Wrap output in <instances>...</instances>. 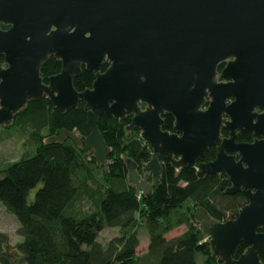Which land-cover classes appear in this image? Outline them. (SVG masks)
<instances>
[{
	"label": "water",
	"instance_id": "95a60500",
	"mask_svg": "<svg viewBox=\"0 0 264 264\" xmlns=\"http://www.w3.org/2000/svg\"><path fill=\"white\" fill-rule=\"evenodd\" d=\"M0 54L9 64L0 69V124L11 126L30 100L46 96L65 114L83 99L90 133L62 129L53 140L84 146L102 168L111 148L99 118L132 116L129 130L138 128L152 150L145 178L126 159L137 195L152 194L169 157L180 168L225 173L232 183L226 193L242 191L248 203L233 220L218 221L203 207L195 219L213 258L260 264L264 140L237 143L236 132L241 127L264 135V116L253 124L250 114L264 107V0H0ZM51 56L62 67L46 84L40 70ZM230 57L236 59L221 76L234 81L218 82L217 67ZM83 67L95 79L78 91L74 79ZM230 96L236 100L227 104ZM166 114L174 117L172 131L162 128ZM223 127L230 138L217 147L216 159L200 161ZM242 243L249 248L235 258Z\"/></svg>",
	"mask_w": 264,
	"mask_h": 264
},
{
	"label": "trees",
	"instance_id": "16d2710c",
	"mask_svg": "<svg viewBox=\"0 0 264 264\" xmlns=\"http://www.w3.org/2000/svg\"><path fill=\"white\" fill-rule=\"evenodd\" d=\"M61 67L62 63L52 56L44 63L43 75L47 78L57 74ZM94 79L95 73L83 67L74 86L83 91L92 86ZM39 103V113H28L17 122L24 131L32 127L35 153L24 154L0 168V202L17 217L18 233L23 237L11 246L9 236L0 233V264H13V252L26 264H197L199 257L202 264H225L212 257L194 213L197 207H203L218 221L238 216L245 197L226 193L230 185L226 174L180 168L177 159L169 157L163 161L162 175L152 194L139 196L129 181L126 159L136 163L143 177L152 150L138 128L129 130L132 116L99 118V130L111 148L107 165L100 168L84 146L69 139L53 140L62 129L79 136L90 133L85 101L81 99L78 108L65 114H60L47 98ZM173 122L174 117L166 114L162 128L172 130ZM248 137L245 132L240 134L241 140ZM215 156L216 150L211 147L204 160ZM33 189L36 192L30 199ZM85 197L95 204L94 210H82ZM182 225L187 226L186 232L166 237ZM142 227L148 231L149 245L145 253L138 254ZM105 228L120 230L106 246L98 240ZM246 250L247 244L242 243L235 258Z\"/></svg>",
	"mask_w": 264,
	"mask_h": 264
},
{
	"label": "rangeland",
	"instance_id": "374dc122",
	"mask_svg": "<svg viewBox=\"0 0 264 264\" xmlns=\"http://www.w3.org/2000/svg\"><path fill=\"white\" fill-rule=\"evenodd\" d=\"M31 130L32 127L28 126L27 130L24 131L21 127H12L6 129L4 126H0V168L18 160L22 155L28 154L33 155L35 153V147L31 142ZM41 133H46V130H42ZM145 178V176H143ZM95 188L92 182H89ZM36 190L31 191L30 199L34 198ZM82 210L91 211L95 209V204L85 197L81 203ZM20 223L17 217L9 212L6 207L0 202V233H5L9 236L11 246H14L18 242L23 240V237L19 235L18 228ZM187 226L182 225L169 232L166 237L168 239L177 237L187 231ZM120 230L118 228H105L98 237V240L103 244L107 245L108 242L119 235ZM139 238L141 241L140 247L138 248V254H143L147 251V244L149 243L148 231L145 227L139 229ZM13 264H26L22 262L21 257L18 253L13 252ZM202 257H199L197 264H202Z\"/></svg>",
	"mask_w": 264,
	"mask_h": 264
},
{
	"label": "flooded vegetation",
	"instance_id": "af4514ba",
	"mask_svg": "<svg viewBox=\"0 0 264 264\" xmlns=\"http://www.w3.org/2000/svg\"><path fill=\"white\" fill-rule=\"evenodd\" d=\"M3 26V25H2ZM3 29H8L9 27H5V26H3L2 27ZM52 57V56H51ZM236 59V57H230V58H228L227 60H225L224 62H222L221 64H219V66L217 67V81L218 82H223V83H227V82H232V81H234V79L232 78H227V77H222L221 76V74H222V72H223V70L225 69V67L227 66V64L230 62V61H233V60H235ZM43 66H44V64H43ZM43 66L41 67V70H40V75H41V77L43 78V82L44 83H48V78L51 76V75H54V74H51V75H49L47 78H45V76L43 75ZM109 66V65H108ZM9 67V64L6 62V60H5V56L4 55H2V54H0V69H7ZM108 68V67H107ZM101 70H102V68H101ZM103 71V70H102ZM0 81H1V79H0ZM43 98H47L46 96L45 97H42V98H40L39 100H30V101H28V103L25 105V107H23L22 109H20L16 114H15V117H14V123L11 125V126H9V127H5L3 124H0V126H4L6 129H11L12 127H21V125H19V124H17V122H18V120L22 117V116H26V115H28V113H32V112H36V113H39L40 112V101L43 99ZM48 99V98H47ZM235 100H236V97L235 96H230L228 99H227V104H231V103H233V102H235ZM264 100V99H263ZM207 101H210V98L209 97H207ZM208 106V103H207V105L205 106V108ZM250 114H253V115H255V117L253 118V121H252V123L253 124H257L258 122H259V119H260V116H264V107H261V106H256L255 108H253L252 110H251V112H250ZM224 118H226L227 120H229V121H231V118L230 117H227L226 115H224ZM173 126H174V122H173ZM173 130V129H172ZM172 130H170V131H172ZM247 133V134H249V137H248V139H246V140H241L240 139V134L241 133ZM237 139H236V141H237V143H248V144H252V143H254V142H256V141H261V140H264V135L263 134H258V133H256L254 130H248V129H246V128H241V127H239V128H237ZM226 138H230V130L228 129V128H226V127H223L222 129H221V137H220V139L213 145V146H211V147H214L215 148V150H216V156H215V158H213L212 160H208V161H205L204 160V158H205V156H206V154H205V156L203 157V158H201L200 159V161H202V162H210V161H213V160H215L216 159V157H217V147L220 145V143L222 142V140L223 139H226ZM210 147V148H211ZM209 148V149H210ZM209 151V150H208ZM207 151V152H208ZM229 154H232V153H230L229 152ZM236 159L237 160H239L240 159V156L237 154L236 155ZM221 174H223V173H221ZM225 174V173H224ZM228 177V176H227ZM229 179V178H228ZM229 182H230V180H229ZM232 185V183L230 182V185L229 186H231ZM253 191H256L255 189H253ZM238 193H240V194H242L244 197H245V203H244V205H243V207L248 203V200H247V197L245 196V194L242 192V191H240V192H238ZM239 214V213H238ZM248 248H249V245H247V250H248ZM246 250V251H247ZM245 251V252H246ZM244 252V253H245ZM259 257H260V264H264V246H263V248H262V250H261V252H260V254H259Z\"/></svg>",
	"mask_w": 264,
	"mask_h": 264
},
{
	"label": "crops",
	"instance_id": "0c3cea01",
	"mask_svg": "<svg viewBox=\"0 0 264 264\" xmlns=\"http://www.w3.org/2000/svg\"><path fill=\"white\" fill-rule=\"evenodd\" d=\"M173 238V237H172ZM171 239V238H170ZM148 245H149V243L147 244V247L146 248H148Z\"/></svg>",
	"mask_w": 264,
	"mask_h": 264
}]
</instances>
